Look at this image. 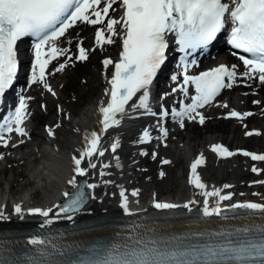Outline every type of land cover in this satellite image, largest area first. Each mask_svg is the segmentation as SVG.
<instances>
[{
	"label": "snow or ice",
	"instance_id": "snow-or-ice-1",
	"mask_svg": "<svg viewBox=\"0 0 264 264\" xmlns=\"http://www.w3.org/2000/svg\"><path fill=\"white\" fill-rule=\"evenodd\" d=\"M117 4L123 9L119 18L109 15L110 10H114L113 6ZM77 22L103 25L95 34L96 44L101 48L115 43L113 38L120 35L119 27L123 32L122 51L118 62L111 58L103 61L105 68L109 65L114 67V73L108 81L110 90H106L109 100L106 106L102 104L99 108L101 116L99 122L102 125L100 133L96 131L87 133L84 137V148L77 156L72 157L76 175L67 183L75 188V192L63 193L67 203L55 205L57 212H54L53 207L27 209V214L45 218V224H51L53 220L50 217L58 218L60 214L72 220L73 214L80 212L89 198H95L85 189L94 190L98 185L79 184L76 176H87L89 167L97 168L92 158L102 157L106 151L100 147L101 134L110 128L120 126L129 109H143L145 114L163 118L171 115L181 128L185 127L186 121L198 120L201 125L205 123L206 117L200 109L211 105L222 90L232 88L237 83V66L220 64L199 75H190L188 57L198 50L209 48L229 25L228 43L233 49L248 54L239 55L245 67L242 77L264 84V0H0V106L4 104L7 91L13 87L20 67L17 44L27 37L33 38L34 51L29 86L39 84L53 96L56 95L47 80V69L53 60L62 55L71 61L72 57L67 55L70 50L58 46V41ZM170 37H174L179 51L184 54L183 82L173 88L172 93L180 92L190 102L181 101L183 106L179 110L162 108L161 113H156L149 104L150 88L168 59ZM78 53L76 58L80 61H85L89 57V50L82 44ZM233 55L237 53L233 52ZM66 66V63H61L55 71H63ZM171 79L176 81L177 76L173 75ZM190 87H194V95L189 94ZM32 99L31 96L20 95L14 110H9L3 117V122L0 123V143L5 147L8 146L12 133L20 137L29 136L25 121L30 115L28 102ZM136 100L139 101L138 104ZM255 103L259 104L260 101L257 100ZM223 106L228 107L227 104ZM251 115V112L241 113L235 110L228 113L229 117L241 120ZM157 123L160 124L159 119ZM159 131L161 135L156 139H166L169 136L168 129L163 125ZM48 132L49 135H54L51 128ZM246 134L251 136L254 133L249 131ZM152 139L150 132L145 130L140 142H150ZM20 142L23 143V140ZM119 147L120 141L117 139L111 144V151L115 153ZM212 151L220 156L230 157L235 154L222 144L213 145ZM142 154L148 155L147 152ZM243 155L251 157L253 161H264V154L244 151ZM155 158L153 154V159ZM0 159L3 157L0 156ZM116 160L120 166L119 157H116ZM85 161L87 166H82ZM163 163L169 164L171 161L165 159ZM203 163V155L191 163L189 182L200 190V195L205 198L203 200L205 217L221 216L225 211L240 210L264 216V203L248 201L222 206L224 201H232L233 194L223 193L222 189L218 188L208 190V186L197 171ZM110 166L105 163L103 168L107 169ZM252 171L259 174L264 169L254 166ZM106 174L104 171L100 172L101 176ZM163 175L164 173H161V176ZM258 183L264 184V180ZM231 187L232 185H224V188ZM119 195L122 198V208L130 213L129 196L122 186ZM131 195L138 196L139 190H133ZM210 198H215L214 204L209 203ZM195 203L196 201H189L183 207L191 211V206ZM154 207L171 210L181 206L156 201ZM14 212L21 219L26 214L19 203L14 206ZM7 219L9 217L4 211H0V220ZM249 233L250 229L224 233L221 234L224 237L222 242L203 246L184 245L182 242L173 245L171 242L162 243L155 239L149 241L134 239L106 254L98 252L87 258H69L63 261L51 259L55 255L63 256L65 253L58 250L50 251L48 248L50 241L32 238L29 242L40 246L38 249L40 258L34 260L33 264H264V227L257 233ZM52 248L55 249V245H52ZM0 264L9 262L0 260Z\"/></svg>",
	"mask_w": 264,
	"mask_h": 264
},
{
	"label": "bare ground",
	"instance_id": "bare-ground-1",
	"mask_svg": "<svg viewBox=\"0 0 264 264\" xmlns=\"http://www.w3.org/2000/svg\"><path fill=\"white\" fill-rule=\"evenodd\" d=\"M118 31L121 33L122 30L118 27ZM68 33L69 32L65 34L61 42L67 39ZM118 37H120V35L113 38L115 42ZM91 39L93 41H91ZM91 39L82 40L77 38L73 42L79 43L78 46H81V44L84 46L83 42H86L87 45L90 44L89 46L85 44L86 49H88L90 53L92 47L101 48L97 46L95 36ZM61 42L58 44L60 47H62ZM69 43H71V41H69ZM69 46L70 44H67V47ZM111 46H113V44H111ZM109 52H111V54H108L107 56L102 54V60L111 58L114 61L116 51L111 49ZM229 59L231 60V58ZM217 61L218 59L213 60L212 64L217 65ZM61 62L58 63L56 68L59 67ZM232 65L237 66L238 73L237 83L233 86L237 94H235L233 98L231 97L230 100L225 99L220 101L219 108L210 106L207 109H200L206 117L203 125H201L198 120L186 121L184 128L178 126L175 130H169L170 134L166 139H156V137L160 136L161 133L153 138V142H155L157 147L165 145L169 141L174 142L171 149L175 154H164V159L171 161L168 165L173 166L177 164L180 157L184 159L186 164L185 172L184 166L181 165L179 167L180 172L177 175L183 183H181V190L179 192H175L174 195L169 191L164 196H174L177 198L185 197L183 203L181 204L182 207L189 201H196V203L191 206L194 212H196L200 206H204L203 200L205 198L200 195V190L196 189L189 182L191 175V163L203 155L204 163L198 167V174L201 176L204 183L208 181L209 176H214L211 174L213 171L208 170L207 173L205 169V163L209 160L206 154V144L210 141L220 140L221 136L216 135L215 133L206 135L205 138L202 136L203 132L209 129L207 123L212 117L217 118L220 124H224V122L229 120L227 114L232 110L241 113L251 112L252 115L245 117L242 125L247 126L249 124H254L256 126V130L255 127L251 130H247L245 133L251 131L254 134L246 136L243 141L245 143L257 145L263 142L261 149L264 150V84L258 83L257 80L253 81L243 78L241 74L245 70L239 68L236 63ZM56 68H54V70ZM60 72L62 73L63 71H59V73ZM109 74L110 71L105 74L100 70L97 71V75L99 76V91L96 92L97 95H95L94 98H90V102L80 110L79 114H75L73 109L70 108V105H68L69 103L67 104L63 100V98L59 95L56 86H51L56 93L55 96L51 93H46L43 90L39 91L38 87L33 93L28 94V96H34V98L29 101L32 105H34L39 99L44 102V99L47 98L44 97V95L49 94L50 98H47L49 107L52 108L60 106V109L58 110V114L51 119L50 124L47 125L48 129L51 128L53 130L54 135H49L48 132L47 139H45V136L35 133L34 129H36V127L34 126L33 128L28 129V132L31 131L29 138H25L23 143L20 142L17 146L13 147L12 153L15 154L9 155V157H7V155L4 156L7 160V164L5 167L0 169V174H3L4 176L6 175L3 180H0V186L3 185L0 190V211H4L5 215L8 216L9 219L0 220V252H24L37 249L39 246L32 245L29 242L32 238H40L50 242L59 241L88 245L100 241L115 240L118 238L132 236L134 232L131 230H119L120 227L129 229L133 226L130 223H125L119 220L118 214L122 206V198L119 195L121 186L126 190V194L129 196V209H150L151 204L149 199L154 195H160V193L155 189V186L150 185V183L155 182L156 176L150 173L148 175L149 177L145 179V182L140 184V182L137 181L140 174L143 172L141 169L142 167H139L140 161L137 159L128 160L126 154L138 144L133 141V137L137 134V132H144L145 130L149 131L153 127L164 125V121H160V124L155 123V120H158V116L153 120L151 119L152 115L145 114L143 109H129L128 115L124 117L120 126L110 128L106 133L101 134L102 139L100 147L106 150L105 155L102 157L94 156L92 159L96 162L97 168L92 169L89 167V174L84 176L90 181V183L98 185V187L93 190V196L95 198H92V203H89L80 217H75L73 226L64 231H56L51 225H44L45 227L42 229L35 228L33 227L34 225L28 227L22 224L20 220H25L31 217L25 215L24 218L21 219L14 212V206L17 203L21 204L26 210V203L29 202V199L38 191L42 194V199L39 202L45 203L51 207H53L59 201L63 193L67 191V188L70 186L67 181L76 175L74 172V166L71 162L72 157L77 156L84 148V137L87 133L92 131L100 133L101 126L98 121L97 110L107 97L106 90ZM164 87H166V85ZM176 87L177 86L175 85L168 91H165L168 92V95L165 97L160 107L167 109L176 108L179 110V108L183 106L180 103L181 101L184 103L190 102V100H186L183 97L182 93H172V89ZM247 98L248 102H245ZM257 100L260 101L259 104L255 103ZM135 102L137 104L139 103L138 100ZM149 104L152 110L156 106V102L153 100L151 95ZM224 104H227L228 107H224ZM161 111L162 110L154 112L161 113ZM217 126H219V124H217ZM165 127H167V125H165ZM239 128L240 127H235L232 132L239 134ZM57 130L61 131V136L64 137L63 140H56L55 134ZM255 133H259V135H256ZM37 138H40V141H43L44 145H46L42 151L43 153L39 152V149L42 147L41 142L38 141ZM117 139L120 141V166L117 165V160L115 161L114 158H112L107 152L109 144L115 142ZM234 141L235 137H233V142ZM42 160L47 161V163H42ZM105 163L110 164L111 166L105 169L103 168ZM16 164H22L24 168L21 170L18 168L13 171V173L9 174L8 170L10 167ZM38 164L42 165L36 167ZM213 164L216 167L215 171H217L219 176L223 178H225V175L228 172L227 169L233 172V177L227 183V185H232V187L224 188L225 184L220 186L213 185L208 186V190L218 188L222 189L223 193L233 194L231 190L238 186V175L236 173L238 168L237 161L235 159L230 160L227 164V168H224L223 165L218 163ZM82 166H87V161H85ZM246 166L248 167L247 164ZM101 171H104L107 174L101 176ZM104 181H112V183L106 184ZM32 184L35 185V190L33 191L26 189L25 192L19 193V190L15 189V187H21L23 189L28 188V186ZM136 189L139 190V195L134 197L131 193ZM33 198L37 199V196L35 195ZM209 203L214 204L215 198H210ZM186 209L189 211L188 208ZM91 219L94 220L92 223H86L88 222L87 220ZM200 226L201 225L198 227ZM195 227L196 225H179L169 223L157 227L154 232L159 236L168 234L172 235Z\"/></svg>",
	"mask_w": 264,
	"mask_h": 264
},
{
	"label": "rangeland",
	"instance_id": "rangeland-1",
	"mask_svg": "<svg viewBox=\"0 0 264 264\" xmlns=\"http://www.w3.org/2000/svg\"><path fill=\"white\" fill-rule=\"evenodd\" d=\"M111 16H114L116 18L120 16L117 8H114V10L111 13ZM100 27H103V25L99 27H92V26L85 25V26H81V27L73 29L67 35V39H65L62 43V46L70 50L67 53V55L72 57L71 61L66 60V56H64L61 60H59L58 62L54 63L51 66V70L53 74L51 73L52 79H51V83L49 84L51 86H56V89L58 90L59 95L63 98V100L67 104L69 103L68 105H70V108L73 109L75 114H79L80 110L90 102V98H94L95 95H97L96 92L99 91V82H98L99 76L97 75V71L100 70L102 73L105 74L106 72H109L111 70L110 67L105 68L101 56L102 54H104V56H107L108 54L110 55L111 52L109 51L111 49L113 50L117 49V46L115 44L118 43L119 41L118 38H116V40L118 41H116L115 44H113V46L104 45L102 48L92 47L89 53V57L85 61H80L76 58L77 57V46L79 43H74L73 41H75L77 38L82 39V40L84 39L89 40L93 38V36H95L97 30ZM69 41H71V43H69ZM91 41L93 40L91 39ZM67 44H70V46L67 47ZM85 44L86 42H83V45L86 48L87 44L86 45ZM60 61H62L61 63L67 64V66L65 67L62 73L56 72L54 70V68L58 66V63ZM235 94H237V92H235L233 89L231 91H227L221 100H225V99L230 100V98L231 97L233 98ZM44 97H47L49 99L50 95L46 94L44 95ZM47 98L44 99V102L46 103L42 104L43 100L39 99L37 101L38 103L37 102H36L37 104L35 103L36 105L35 104L31 105V109H32L31 114L34 117H36L34 122L31 123V125H34L36 127V129H34L35 133L42 135V136H46L47 125L50 124L51 119H53L54 116L58 114V110L60 109V106H56L52 108L49 107V102ZM247 100L248 98L245 100V102H248ZM41 104H42V108H41ZM44 104H45V108H43ZM241 121L235 120L232 118L230 121L224 122V124H220L217 118L212 117L207 123V126L209 129L203 132L202 136L204 138L206 137V135H211L212 133H215L216 135L221 136L220 140L210 141L209 143L206 144L207 156L209 160L205 164V169L207 173H208V170L213 171L211 172V174L214 175L213 177L209 176L208 181L205 183L207 186H213V185L220 186L223 184L226 185L228 181H230L231 178L233 177L232 175L233 172H231V170L227 169L228 172L226 173L225 178L219 176L217 171H215L216 167L213 164V161H212L213 159H211V154H210V147L213 143H224L225 145H228L231 148L236 145H240L241 148H247L249 150L264 151L261 149L263 142L257 145V144H252V143H245L243 141L244 138L248 136L245 132L247 130L253 129L254 127L256 130V126L254 124L243 126L242 124L244 121L243 122ZM217 124H219V126H217ZM235 127H240L238 131L239 134L238 133L235 134L232 132ZM61 134L62 133L60 130L56 133V140L58 141L63 140L64 137L61 136ZM233 137H235L234 142H233ZM37 140L40 141V138H37ZM202 140H207V139H202ZM40 142H41V146L43 147L44 146L43 141H40ZM171 145L172 143L170 142L169 146ZM133 150L135 149H132L130 150V152H127L126 154L127 159L132 158ZM136 150L137 151L144 150V148L138 147L136 148ZM158 152L161 153V156L159 158L152 159L151 161H149V159L147 158L142 159V160H140L139 158V161H140L139 167H142L141 169L143 170V172L140 174L138 181L140 182V184L144 183L145 179L149 177L148 175L152 173L154 176H156V179H155V182L150 183V185L155 186V189L160 193L159 197L164 196L169 191L175 194V192H179L182 188V184H183L182 180L179 179L177 175L180 172L179 167L181 165L184 166V172H185V166H186L185 161L182 157H180L179 162L173 166L164 164L163 163V160H165L164 154L168 153L172 155L175 153L172 151L170 147H167L166 149L160 148ZM237 163H238V168H237L236 173L238 175L237 177L238 186L234 188V191L238 193L239 195L241 194L251 195V196L262 198L264 196V184L258 183V181L264 180V171H262L263 174H261V172L258 174L252 171L253 167L251 168L247 167L245 161L240 160V161H237ZM221 164L224 166V168H227L228 163L225 164V162H222ZM255 167H257L258 169H264V164L257 165ZM18 168H20L21 170L24 168V166L22 164H16L14 167L12 168L10 167L11 170L10 169L8 170L9 174L13 173V171L17 170ZM8 172H7V175H8ZM161 173H164V175L161 176ZM5 176H0V180H3ZM34 186L35 185L32 184L28 186L27 189L33 191L35 190ZM2 187L3 185L0 186V190L2 189ZM231 191L233 192V190ZM35 195L37 196L38 201H41L42 199L41 192L38 191L36 192Z\"/></svg>",
	"mask_w": 264,
	"mask_h": 264
}]
</instances>
